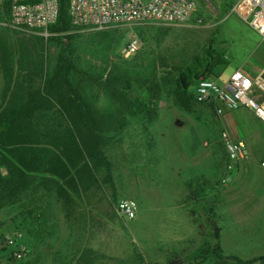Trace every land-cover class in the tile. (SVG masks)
Segmentation results:
<instances>
[{
	"label": "rangeland",
	"instance_id": "374dc122",
	"mask_svg": "<svg viewBox=\"0 0 264 264\" xmlns=\"http://www.w3.org/2000/svg\"><path fill=\"white\" fill-rule=\"evenodd\" d=\"M194 1L198 6L197 16L203 20L201 24L193 20L184 25L155 23L107 31H83L73 41L77 69L88 76L85 79L87 94L100 108H112L114 105L101 81L156 72L159 81L168 84L157 102L158 111L154 119L133 121L122 133L121 139L116 138L106 148L111 163V182L105 180V169H101L97 174L102 185L101 198L105 201L110 200L118 220L121 219L117 214V205L121 200H135L140 205L142 213L140 217L128 225L121 220L117 230L118 234L121 231L125 234L124 240L127 243L126 248L119 246L118 250H128L131 247L134 256L139 257L134 264H158L156 258L159 251L164 249H161V245L157 246L156 231L163 222L169 224L167 212L170 205L174 206L178 202L186 205L192 190L195 198L205 200V186L202 182L199 188L195 182L193 189L188 187L194 178L193 175L200 178L198 176L210 171L212 174L216 173V179H213L215 186L222 182V173L213 171L209 161L211 158H208L213 146L210 140L218 135V118L208 105L193 104L190 111L178 107L173 97L175 78L181 73L188 74L197 68L198 63L205 64L217 54L224 55L228 60L227 64L214 69L212 79L218 83L228 81L232 72L243 66L258 65L264 68V40L237 15L230 12L231 0ZM5 19L2 9L0 109L11 103L9 96H5L6 100L2 95L7 77L31 70L44 78L56 65L59 52V47L51 43L50 39L45 40L32 33L8 28L4 25ZM147 25L166 30L165 35L156 36L154 40L145 42L139 37L137 28L140 26L146 28ZM130 36H137L141 46L135 55L126 57L123 48ZM48 120L53 121L51 117ZM214 151L222 159L224 167L225 152L221 144L216 145ZM261 174L262 172L258 170L254 184L263 187L264 180H259ZM41 178L45 181H41ZM47 179L48 177H39V180L32 184V189L36 192L23 195L21 203L0 211V264L46 263L48 255L45 254V250L37 256L35 254L29 256L30 249L26 240L37 234L40 241L48 239L52 242L53 234L57 233L58 224L54 226L46 221L44 216H39L37 203L44 202L45 192L38 187L55 185ZM96 180L98 182V179ZM262 191L261 198L264 199V189ZM68 192V196H62L66 197L65 200L76 199L77 193L71 189ZM196 207L195 204H191L186 208L197 211ZM252 218L245 213L244 225L248 226ZM195 220L202 226L200 232L203 233L204 244L196 250L192 243L184 247L187 248L185 257L190 262L196 258L199 251H202L200 248L208 249L213 245L212 233L205 228V220L200 218L199 214L195 216ZM17 231L24 234L28 256L26 260L14 263L5 252V242L8 236ZM235 251L242 256L251 253L264 255V247L261 250L243 248ZM164 253V257L168 258L172 256L174 250L167 249L166 246ZM253 264H264V261Z\"/></svg>",
	"mask_w": 264,
	"mask_h": 264
},
{
	"label": "trees",
	"instance_id": "16d2710c",
	"mask_svg": "<svg viewBox=\"0 0 264 264\" xmlns=\"http://www.w3.org/2000/svg\"><path fill=\"white\" fill-rule=\"evenodd\" d=\"M57 2L58 19L49 28L55 34L50 42L59 47L56 65L26 99L17 100V95H9L11 103L0 109V211L21 203L23 195L33 193L32 184L39 177H48L47 180L54 184L73 187V184L92 181L93 176L105 169V180L111 182V163L106 148L116 138L121 139L133 121H152L158 111L157 102L168 86L165 81H159L156 72L101 81L114 105L112 108H100L87 94L85 79L88 76L77 69L73 41L81 32L72 24L70 0ZM3 14L8 16V4ZM137 29L145 42L166 32L154 25ZM227 62L224 55L217 54L205 64L198 63L197 68L188 74H179L173 90L175 104L184 111H190L193 104H198L194 100V91L199 77L206 72L213 75L217 66ZM41 181L45 179L41 178ZM193 182L197 183V188L201 182L204 186L207 183L196 179L188 184L190 189H193ZM62 191L68 196V190L63 188ZM194 199L192 190L190 200ZM205 213L213 245L199 251L191 262L184 257V250H174L162 264H200L208 259L214 264L264 261V255L244 260L225 254L220 245L221 230L213 206L206 208ZM198 229L202 226L198 225Z\"/></svg>",
	"mask_w": 264,
	"mask_h": 264
},
{
	"label": "crops",
	"instance_id": "0c3cea01",
	"mask_svg": "<svg viewBox=\"0 0 264 264\" xmlns=\"http://www.w3.org/2000/svg\"><path fill=\"white\" fill-rule=\"evenodd\" d=\"M237 1L231 0L229 8ZM237 70H242L254 78L259 72L264 71V68L258 65L243 66L234 70L232 74ZM7 78L2 90L6 100L10 94L17 95V100L26 99V96L37 89L42 81V77L31 70L28 72L25 70L20 74L15 73L14 76ZM226 82L219 84L223 85ZM217 118L219 131L217 137L210 140L213 146L208 158L214 160H209L213 171L222 173L221 181L227 174L228 163V156L220 137L222 132H228L235 140H243L250 149L251 159L248 163L237 165L230 175L228 184L225 185L222 182L220 186L213 184L216 173L207 171V174L198 176L207 181L204 187L205 200L187 199L186 205L182 202L175 203L174 206L170 205L167 212L169 224L163 222L156 231L157 246L161 245V249H164L159 251V256L156 258L158 264L164 263L167 259L164 257L166 246L167 249H182L180 252L185 251V254L187 248L184 247L187 244H194L196 246L194 250L203 246L204 236L198 229L200 224L195 220V216L199 214V217L206 222L205 211L209 206H213L215 218L221 230L220 245L225 254L249 260L259 256L254 253L242 256L235 250L243 248L261 250L264 247V199L261 198L264 186L254 184L258 170L262 172L259 180H264V170H261L264 169L261 166L264 161V123L246 107H241L237 111L226 110L222 117ZM218 144H221L225 152L224 167L222 159L214 151ZM193 176L196 177L195 179H200L196 175ZM194 178L191 180L194 181ZM95 179H98V182ZM40 187L45 192V196L42 204L37 203L39 216H44V219L54 226L58 224L56 225L57 233L53 234L52 242L48 239L40 241L37 234L28 237L26 242L29 244V256L32 254L37 256L45 250V254L48 255L45 264H134L138 260L139 257L134 256L131 247L128 250H118L119 246L126 248L125 234L122 231L118 234V223L120 224L121 220L117 219L110 200L105 201L101 198L102 185L97 174L92 177V181L73 184V187L64 184L39 186L38 189ZM63 188L76 190V199L65 200L62 197L64 196ZM191 204L197 206V211L186 208ZM245 213L253 217L248 226L244 225ZM141 214L139 207L137 218ZM132 222L123 221L126 225ZM205 224V228L211 233V229L207 223ZM200 264H214V262L208 259Z\"/></svg>",
	"mask_w": 264,
	"mask_h": 264
},
{
	"label": "built area",
	"instance_id": "2783aa9c",
	"mask_svg": "<svg viewBox=\"0 0 264 264\" xmlns=\"http://www.w3.org/2000/svg\"><path fill=\"white\" fill-rule=\"evenodd\" d=\"M206 1V0H203ZM9 5L4 21L8 28L28 32L48 40L55 34L49 28L58 19L57 0H0V9ZM230 12L255 30L264 40V0H238ZM198 6L194 0H70L69 15L78 32L107 31L144 24H189L193 20L201 24L197 16ZM141 43L137 36H130L123 48L124 56L135 55ZM206 72L197 80L194 100L208 105L217 117L226 110L237 111L241 107L251 109L264 123V71L254 78L242 70L235 71L223 85ZM221 142L228 156L226 176L222 184H228L237 165L248 163L251 153L243 140H235L228 132L221 133ZM264 168V161L261 163ZM139 210L135 200H121L117 205L118 217L124 222L137 218ZM5 252L14 262H22L28 256L22 231L8 236ZM11 264V263H7Z\"/></svg>",
	"mask_w": 264,
	"mask_h": 264
}]
</instances>
